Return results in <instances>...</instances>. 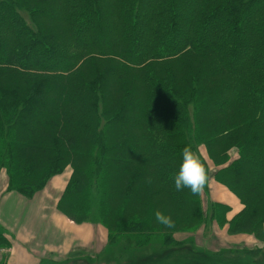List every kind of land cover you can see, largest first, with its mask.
Wrapping results in <instances>:
<instances>
[{"label": "trees", "instance_id": "trees-1", "mask_svg": "<svg viewBox=\"0 0 264 264\" xmlns=\"http://www.w3.org/2000/svg\"><path fill=\"white\" fill-rule=\"evenodd\" d=\"M185 146L238 198L229 230L261 237L264 0H0V195L65 170L70 221L108 225L109 243L180 246L205 224L208 187L175 189Z\"/></svg>", "mask_w": 264, "mask_h": 264}, {"label": "rangeland", "instance_id": "rangeland-1", "mask_svg": "<svg viewBox=\"0 0 264 264\" xmlns=\"http://www.w3.org/2000/svg\"><path fill=\"white\" fill-rule=\"evenodd\" d=\"M203 156L208 159V179L204 185L208 187L201 197L206 210L205 224L198 233H190L186 241L187 237L178 235L184 241L180 246L148 244L137 248L126 240L109 243L108 234L113 231L108 225L70 221L57 207L61 197L58 192L69 175L64 170L32 196L18 199L10 194L0 195V225L9 241V246H0V264L12 261L14 256L7 257L13 253L12 248L29 256L34 251L33 257L38 255L36 251L41 253L36 264H264L261 252L248 253L264 247V234L260 237L229 230V219L238 211L240 202L222 183H209L215 168L210 156ZM219 205L228 207L224 219L217 211H211ZM127 253H131L129 257Z\"/></svg>", "mask_w": 264, "mask_h": 264}, {"label": "clouds", "instance_id": "clouds-1", "mask_svg": "<svg viewBox=\"0 0 264 264\" xmlns=\"http://www.w3.org/2000/svg\"><path fill=\"white\" fill-rule=\"evenodd\" d=\"M205 181L206 173L200 158L189 146H185L180 152V161L173 176L175 189L181 191L183 188H187L195 195L203 189ZM154 216L156 221L165 227L173 226V221L168 215L155 211Z\"/></svg>", "mask_w": 264, "mask_h": 264}, {"label": "crops", "instance_id": "crops-1", "mask_svg": "<svg viewBox=\"0 0 264 264\" xmlns=\"http://www.w3.org/2000/svg\"><path fill=\"white\" fill-rule=\"evenodd\" d=\"M19 247H23V245L18 244ZM13 250V253L10 254L7 257L10 256H14L11 262H8L9 264H36L37 259L40 258V254L39 252L36 251V253L38 254L36 257H33V252L31 251V256L29 255H25V253H22L21 251H19V249H10V251ZM39 262V261H38ZM37 262V263H38Z\"/></svg>", "mask_w": 264, "mask_h": 264}, {"label": "bare ground", "instance_id": "bare-ground-1", "mask_svg": "<svg viewBox=\"0 0 264 264\" xmlns=\"http://www.w3.org/2000/svg\"><path fill=\"white\" fill-rule=\"evenodd\" d=\"M230 200H232V202H234V201H235L233 198H230Z\"/></svg>", "mask_w": 264, "mask_h": 264}]
</instances>
